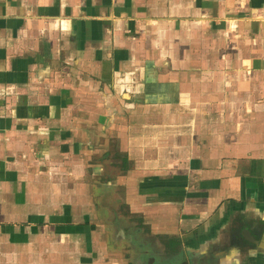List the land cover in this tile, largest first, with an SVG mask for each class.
<instances>
[{"label":"crops","instance_id":"obj_1","mask_svg":"<svg viewBox=\"0 0 264 264\" xmlns=\"http://www.w3.org/2000/svg\"><path fill=\"white\" fill-rule=\"evenodd\" d=\"M109 204L264 264V0H0V264H135Z\"/></svg>","mask_w":264,"mask_h":264},{"label":"rangeland","instance_id":"obj_2","mask_svg":"<svg viewBox=\"0 0 264 264\" xmlns=\"http://www.w3.org/2000/svg\"><path fill=\"white\" fill-rule=\"evenodd\" d=\"M128 157L127 154H122L120 158L122 160L125 159V157ZM121 160V161H122ZM107 170L111 171V167L106 166L105 167ZM125 169L123 170L124 174H127L129 176V179L132 178V171L134 169V165L133 164H127L126 167H124ZM140 181H144L142 179L137 178ZM92 180L89 181V185L91 183ZM197 187L196 185L194 186V188ZM125 194H126V189H125ZM110 211H114L116 212L115 214H118L119 217L117 216V226H119L120 229L117 228L119 235L123 236L122 240H124L127 235L128 236V240L130 241V244H132L135 247V254H134V261L135 264H144V262H146L145 264H153L152 261L156 260V262L154 264H179L177 263L178 260H180L179 258H181V248H177L175 250H168L164 247L163 243L160 242L157 238H155L154 236L148 234L147 232L141 230L138 231L136 228H134L132 225V228H127L128 225L126 223V218L119 212L116 211V208H114V206L112 204H109L108 206ZM138 216V215H136ZM139 217V216H138ZM210 223V222H209ZM139 236L144 237V239H140L137 238ZM136 240L141 244L136 243ZM158 240V243H157ZM132 241L134 242V244L132 243ZM118 243L121 244V242H119V240L117 241ZM158 244V245H157ZM168 245H170V242H167ZM131 245V246H132ZM140 249L143 252V256L145 257V260H143L144 258L141 257L140 254ZM162 251V252H161ZM192 261V260H190Z\"/></svg>","mask_w":264,"mask_h":264},{"label":"flooded vegetation","instance_id":"obj_3","mask_svg":"<svg viewBox=\"0 0 264 264\" xmlns=\"http://www.w3.org/2000/svg\"><path fill=\"white\" fill-rule=\"evenodd\" d=\"M259 252H263L264 253V241H263V245L257 246L256 248Z\"/></svg>","mask_w":264,"mask_h":264},{"label":"trees","instance_id":"obj_4","mask_svg":"<svg viewBox=\"0 0 264 264\" xmlns=\"http://www.w3.org/2000/svg\"><path fill=\"white\" fill-rule=\"evenodd\" d=\"M142 237V236H141Z\"/></svg>","mask_w":264,"mask_h":264}]
</instances>
